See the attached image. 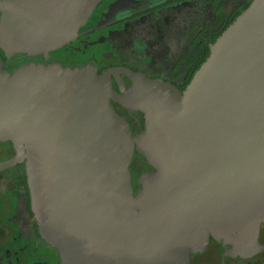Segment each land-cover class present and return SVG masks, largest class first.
<instances>
[{
    "label": "water",
    "instance_id": "1",
    "mask_svg": "<svg viewBox=\"0 0 264 264\" xmlns=\"http://www.w3.org/2000/svg\"><path fill=\"white\" fill-rule=\"evenodd\" d=\"M101 0H0V50L48 55L73 41ZM118 98L97 68L0 54V141L24 163L40 234L62 264H192L212 241L225 256L262 252L264 0L211 47L188 88L129 74ZM145 115L133 136L111 105ZM153 172L135 193L131 163Z\"/></svg>",
    "mask_w": 264,
    "mask_h": 264
},
{
    "label": "flooded vegetation",
    "instance_id": "2",
    "mask_svg": "<svg viewBox=\"0 0 264 264\" xmlns=\"http://www.w3.org/2000/svg\"><path fill=\"white\" fill-rule=\"evenodd\" d=\"M254 0H101L89 20L69 44L29 57L7 58L13 72L30 63L83 67L92 65L110 77L118 98L134 85L129 74L161 81L184 92L211 53V47L252 5ZM115 111L130 125L133 136L145 131V115L118 99ZM10 142L0 141V164L13 159ZM135 193L139 178L153 172L136 151L131 163ZM259 242L264 246V224ZM0 264H62L57 249L41 236L32 209L26 165L0 170ZM192 264H264V250L251 258L225 256L222 244L212 241L205 252L193 255Z\"/></svg>",
    "mask_w": 264,
    "mask_h": 264
}]
</instances>
